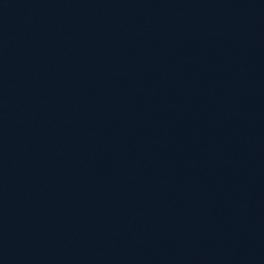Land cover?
Segmentation results:
<instances>
[{"label":"water","instance_id":"1","mask_svg":"<svg viewBox=\"0 0 264 264\" xmlns=\"http://www.w3.org/2000/svg\"><path fill=\"white\" fill-rule=\"evenodd\" d=\"M0 264H264V0H0Z\"/></svg>","mask_w":264,"mask_h":264}]
</instances>
